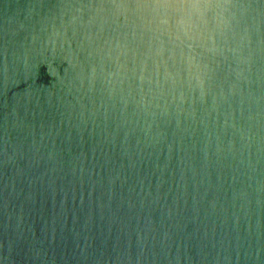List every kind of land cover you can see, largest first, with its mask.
Returning a JSON list of instances; mask_svg holds the SVG:
<instances>
[{"label":"water","instance_id":"95a60500","mask_svg":"<svg viewBox=\"0 0 264 264\" xmlns=\"http://www.w3.org/2000/svg\"><path fill=\"white\" fill-rule=\"evenodd\" d=\"M0 264H264V0H0Z\"/></svg>","mask_w":264,"mask_h":264}]
</instances>
